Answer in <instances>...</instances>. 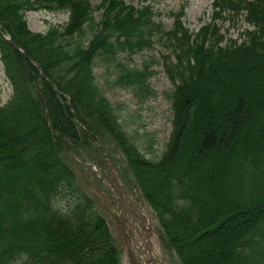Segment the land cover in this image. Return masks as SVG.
<instances>
[{"label":"trees","instance_id":"16d2710c","mask_svg":"<svg viewBox=\"0 0 264 264\" xmlns=\"http://www.w3.org/2000/svg\"><path fill=\"white\" fill-rule=\"evenodd\" d=\"M99 1L97 21L89 0H0L3 33L46 76L40 82V70L0 36L13 89L0 106V264H119L71 167L70 152L95 153L92 140L120 151L180 264H264V0H215L216 16L245 12L254 28L225 46L207 29L195 37L181 17L165 31L150 6ZM38 11L67 12L68 23L33 32L26 15ZM158 41L171 49L163 64L175 85L173 122L168 148L149 160L95 69L102 61L115 86L146 89L151 73L119 57Z\"/></svg>","mask_w":264,"mask_h":264},{"label":"rangeland","instance_id":"374dc122","mask_svg":"<svg viewBox=\"0 0 264 264\" xmlns=\"http://www.w3.org/2000/svg\"><path fill=\"white\" fill-rule=\"evenodd\" d=\"M89 1L94 8V17L99 21L100 13L96 10V7L99 6L100 1ZM124 1L136 8L152 7L155 13L154 20L162 25L165 31L172 30L177 19L181 17L186 29L195 37L197 35L199 37L202 30L207 29L204 31V33H207V37L210 38L214 35L219 38L222 37L224 40L221 41L222 46L231 41L241 44L246 39L245 33L247 31L252 32L254 29L252 23L246 18L245 12L240 15L235 14V16L229 13L216 16L214 14L215 0ZM26 18L29 28L33 32L46 33L53 26H65L68 23L69 14L67 12L38 11L27 13ZM166 43L158 41L154 49H147L132 56L122 54L119 57L120 63L126 66L127 69L139 71L146 69L151 73L147 88L141 91L122 89L115 86L116 76L113 75L114 70H109L102 61L97 62L95 69L98 83L111 104L114 105L124 129L138 146L140 152L149 160H159L162 157L168 148L172 134L173 110L171 94L175 85L170 80L163 64V55L171 52ZM11 96L12 88L6 77L3 63L0 61V105L7 104ZM98 145L106 147L105 151L112 157L119 173V179H121L125 189L128 191L137 190L138 188L132 185L134 184V178L126 167L124 157L115 145L108 144L104 140H98ZM94 158V152L86 156L87 161H83V158H80V163L83 165L81 168L77 163L78 161L71 160V167L78 175L84 189L92 198H95L99 214L103 218L107 217L113 236L116 237L113 230L114 222L111 221L110 213L107 212L112 210L115 214L116 209L110 208V201L102 197L111 198L109 191L106 189V186H109V181H102L98 175L110 177L109 169L104 161L94 162ZM88 163L90 167L86 166ZM132 191V195L139 200L140 197ZM142 205L151 221V238H153V244L159 254V260H161L162 264H180L175 252L165 240L161 228L157 227V230L155 229L157 219H152V212L150 213L143 203ZM116 245H118V241ZM119 258L120 264H131L125 249H120ZM13 264H21V262L18 261Z\"/></svg>","mask_w":264,"mask_h":264},{"label":"flooded vegetation","instance_id":"af4514ba","mask_svg":"<svg viewBox=\"0 0 264 264\" xmlns=\"http://www.w3.org/2000/svg\"><path fill=\"white\" fill-rule=\"evenodd\" d=\"M109 175H110V177H104L103 176V178L101 179L102 181H106V180L109 181V186H106V189L109 191V193L111 195V198L109 199V201L112 204H119V203L121 204V202H122V194L123 193L121 192L122 191L121 190V187L118 184V179H117V177H115V175H114L113 172H110ZM122 225L124 226L125 229L128 228V224H126L124 220L122 222ZM145 225H146V223L143 224L142 228H144ZM130 226L131 227H129V232H130V234L133 237V227H134V224L131 222V225ZM149 236H150L149 233H146L145 234V237L146 238L149 237Z\"/></svg>","mask_w":264,"mask_h":264},{"label":"water","instance_id":"95a60500","mask_svg":"<svg viewBox=\"0 0 264 264\" xmlns=\"http://www.w3.org/2000/svg\"><path fill=\"white\" fill-rule=\"evenodd\" d=\"M0 35H1V37L2 38H4L5 40H7L9 43H10V45L15 49V50H17L19 53H21L22 55H24L25 57H27V55L24 53V51L19 47V46H17L10 38H7L3 33H2V31H1V29H0ZM28 58V57H27ZM31 62H33L37 67H39V65L35 62V61H33V59H31V58H28ZM45 78V75H44V73L43 72H41V80L42 79H44ZM70 106V105H69ZM74 115H75V117H77V115L74 113ZM108 163H109V165H110V162L108 161Z\"/></svg>","mask_w":264,"mask_h":264}]
</instances>
